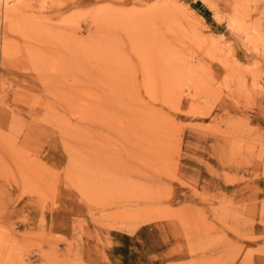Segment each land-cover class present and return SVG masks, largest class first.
<instances>
[{
    "label": "rangeland",
    "instance_id": "1",
    "mask_svg": "<svg viewBox=\"0 0 264 264\" xmlns=\"http://www.w3.org/2000/svg\"><path fill=\"white\" fill-rule=\"evenodd\" d=\"M108 251L264 264V0H0V264Z\"/></svg>",
    "mask_w": 264,
    "mask_h": 264
},
{
    "label": "crops",
    "instance_id": "2",
    "mask_svg": "<svg viewBox=\"0 0 264 264\" xmlns=\"http://www.w3.org/2000/svg\"><path fill=\"white\" fill-rule=\"evenodd\" d=\"M111 252L112 251H108V254H109V257H110V263L113 264V262H114V264H119V260L117 259L116 256L111 255Z\"/></svg>",
    "mask_w": 264,
    "mask_h": 264
}]
</instances>
